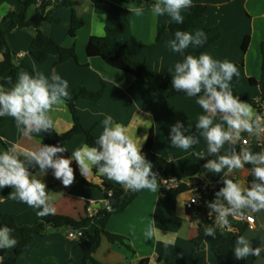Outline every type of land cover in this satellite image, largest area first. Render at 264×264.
<instances>
[{
  "label": "crops",
  "instance_id": "obj_1",
  "mask_svg": "<svg viewBox=\"0 0 264 264\" xmlns=\"http://www.w3.org/2000/svg\"><path fill=\"white\" fill-rule=\"evenodd\" d=\"M28 0H0L8 5L7 10L0 15L2 19L10 13H18L22 3ZM38 1V0H36ZM51 1L55 0H39ZM75 3V15L81 27L72 26V12L67 8H53L52 17L60 23H44L40 30L48 37L54 39L65 48H73L75 58L60 63L59 57L51 56L43 63H37L30 55V47L37 36L35 28L14 30L8 36L10 48L16 56L18 74L22 71L29 73L43 72L49 78L59 74L69 83V92L77 88H85L88 92L102 97L98 101L80 98L75 103V108L84 129L89 130L95 137H99L103 128L101 122L106 115H111L115 122L122 123L129 128L130 133L143 139L142 149L146 146L150 133H153L152 151L154 154L175 162L181 167H186V162L198 154L205 153L207 143L201 137L194 149L187 151L170 147L169 128L177 121L184 123L187 134H193L198 116L204 114L196 104L195 98L177 96L170 98L167 92H156L145 77L136 78L127 73L110 67L99 57H90L87 53L88 45L93 36L91 34L92 16L105 23L107 28H118L126 25V32L121 36L122 44L135 39L137 46H132L127 55L135 62L145 64L155 73L171 78L169 69H173L176 62L180 61L179 54H174L167 47L172 39L168 30L170 22L167 16L155 17L148 9L142 16H136L131 9L137 5H124L116 0H71ZM153 1V0H151ZM195 5H205L208 10L204 16V24L199 30H208L211 37H216V42L205 52L214 59H228L237 65L239 77H236V93L240 98H249L260 102L262 92L259 86H253L250 79L260 82L264 67V0H192V6L182 12L188 18L191 8ZM37 5L29 11L32 16ZM184 19V20H185ZM9 21L2 24V28H9ZM197 30V29H195ZM193 30V31H195ZM163 31L157 41L158 34ZM105 36V35H104ZM2 56L0 54V62ZM25 63L31 69H24ZM17 74V76H18ZM233 89V81L231 82ZM255 109V108H254ZM256 110V109H255ZM257 112V111H256ZM150 114V115H149ZM52 118L55 122L57 134L62 135L73 127L72 115L68 104L54 106ZM142 120H150L151 127ZM214 122H220L219 116ZM246 133H242V136ZM13 143L24 148L37 149L42 141L37 138L27 139L20 137L11 117L7 118L4 129L0 131V150L11 147ZM66 147L69 153L86 142L84 134L76 135L69 141L59 142ZM227 147V146H226ZM252 151H259L252 149ZM75 168V165L73 164ZM37 176L42 174L35 169ZM219 174L207 173L204 168L199 172L200 180H211ZM74 183L64 187L56 180L51 170L43 177L50 190V203L56 208L55 215L65 216L80 221L87 217L89 203H96L102 207L105 204V183L112 182L105 177L93 175L82 177L78 171L75 173ZM158 176V189L151 192L144 189L136 200L121 214L112 216L106 223V229L115 235H120L128 240L131 251L117 244H111L103 238L101 246L94 254V258L101 264H165L162 254L174 264L186 263L193 252V239L197 236L199 221L190 215L185 202L190 193L167 199L161 193L162 183ZM243 183H247L249 174L247 168L232 174ZM10 187L0 190V223L2 215L13 216L18 227H30L42 220L36 215V210L26 204L12 200ZM257 228L248 226L245 232L252 240L253 247L260 244L259 238H264V213L254 214ZM101 219L93 220L85 226L78 228L82 234H94L99 227ZM154 220L159 229L152 239L146 240L143 232L150 222ZM66 232L50 230L42 237L34 239L18 258L16 264H83L84 251L78 239H70ZM18 244L21 236L14 233ZM16 246V247H17ZM6 249L4 257H0V264L7 261L15 251ZM264 255V254H262ZM254 264H257L256 258ZM233 262L240 263L233 255ZM196 264H222L212 253L207 244L202 246Z\"/></svg>",
  "mask_w": 264,
  "mask_h": 264
},
{
  "label": "clouds",
  "instance_id": "obj_2",
  "mask_svg": "<svg viewBox=\"0 0 264 264\" xmlns=\"http://www.w3.org/2000/svg\"><path fill=\"white\" fill-rule=\"evenodd\" d=\"M191 6L192 0H153L148 10L155 17L167 16L170 22L179 25L185 19L182 12ZM7 8L6 3H0V9L6 11ZM131 11L142 16L145 8L140 4ZM91 20V34L106 35L105 23L96 15ZM173 37L167 47L172 53L179 54L181 60L175 63L174 71L169 69L172 88L187 97H194L204 114L198 116L193 134H187L184 123L177 121L169 128L168 139L170 147L185 151L194 149L201 137L207 143L206 154H198L199 158H209L203 164L206 174H219L223 184L214 193L215 198L206 202L210 210L208 216H214L215 220L213 225H205L204 235L215 238L216 225L221 229L230 228L229 217L235 220L244 219L247 215L252 219L251 214L264 213V147L255 152L243 146L237 150L242 133L256 140L264 136V116L233 94L231 82L234 77H239L237 65L228 59H214L207 52L198 55L186 52L189 48L204 47L207 43L204 31L176 30ZM0 80H3L0 82V119L11 117L19 136L29 140L34 135L54 130L53 107L71 100L69 83L59 74L49 78L40 71H22L14 82L11 78ZM217 116L220 122H214ZM142 121L151 127L150 120ZM101 126L103 131L94 145L84 143L68 156L64 155L69 153L67 148L60 143H42L35 150L24 148L22 151L18 143H13L11 147L0 150V190L10 187L14 190L10 198L36 210L38 217L56 213V208L50 203V190L43 182L48 170L64 187L74 183L77 171L80 176L88 177L95 170L96 175L121 185L127 191L147 189L156 192L158 176L142 152L143 139L130 133L124 124L115 122L111 115L104 117ZM243 142L247 144L248 140ZM246 165L250 166L247 168L252 177L250 181L245 184L237 178H230ZM37 167L42 178L36 174ZM158 231L153 220L143 236L146 240L152 239ZM253 239L247 232L236 236L232 247L234 257L244 261L255 257L257 264H264V238H259L260 244L255 248ZM17 243L14 228L0 223V250L14 249Z\"/></svg>",
  "mask_w": 264,
  "mask_h": 264
},
{
  "label": "trees",
  "instance_id": "obj_3",
  "mask_svg": "<svg viewBox=\"0 0 264 264\" xmlns=\"http://www.w3.org/2000/svg\"><path fill=\"white\" fill-rule=\"evenodd\" d=\"M124 5H137L143 4L145 9H149L151 0H116ZM37 5L36 0H28L22 3V7L18 13H10L2 19L0 24V54L2 56V61L0 62V78L8 79L11 78L14 82L18 74V64L16 61V56L10 48L8 42L9 34L14 30H22L35 28L38 33L33 40L30 47V55L32 58L40 64L45 63L49 57L57 56L59 57V62L64 63L75 58V51L73 48H65L59 44L54 39L45 35L40 28L44 23H60L58 20L53 19L52 12L53 8H67L72 12V26L75 29L81 27L78 23L75 15V3L71 0H55V3L51 1H42L41 5H37L36 12L30 16L29 11L34 6ZM208 8L205 5H195L191 8L190 14L187 19L184 20L183 24H175L174 22L168 26V30L171 32L172 37L176 30H195L199 29L204 24V16L207 13ZM9 21L10 25L7 30L2 28V24ZM126 25H122L118 28H107L103 37H92L87 53L90 57H99L104 62H106L110 67L119 70L121 72L127 73L136 78L145 77L154 91L156 92H167L170 98L177 96H185L182 93H178L173 90L171 85V79L168 76L155 73L147 68L145 64L133 61L128 55L127 51L132 46H137L135 39L130 40L128 43L122 44L120 41L121 36L126 32ZM207 34V43L203 48L186 50L189 54L198 55L200 52H205L210 48L217 40L216 37H211L208 30H204ZM163 31L158 34L157 41L160 40ZM174 38V37H173ZM181 58V57H180ZM21 66L24 69L30 70L31 68L22 63ZM3 82V80H0ZM250 83L253 86H259L262 92L260 102H256L249 98H241L242 101L250 103L253 108L256 109L257 113L264 109V67L263 76L260 82L255 81L253 78L250 79ZM233 94L238 96L236 93V77L233 78ZM71 100L67 101L68 109L72 115L73 127L71 130L65 134L59 135L55 130H50L49 133L41 134L40 136H33L34 138L40 139L43 144L55 145L61 141H69L74 136L84 134L86 136V142L89 145H94L95 141L98 139L95 137L91 131L86 130L81 125L80 119L78 117L75 103L78 99H88L92 101H98L102 94H94L88 92L85 88H77L70 93ZM8 118V117H7ZM7 118L0 119V131L4 129L6 125ZM246 135V134H245ZM243 135L242 138L245 136ZM240 143V142H239ZM239 143L237 145V150L239 148ZM153 145V133H150L148 142L142 152L146 155L148 161L153 164V171L160 176L161 180H171L177 179L190 180L199 178V172L203 168V164L206 163L205 159H200L199 156H194L192 159L186 162V167H181L173 161L158 156L152 151ZM250 166H247V168ZM95 172V170H94ZM77 179L81 180L79 177ZM252 177L249 175L248 181ZM105 192V198L109 201L111 210H101L96 217L89 218L86 217L80 221H76L72 218L57 215H48L42 217V220L30 227H18L15 218L13 216L2 215V222L7 223L10 227L14 228V233L21 236V241L16 247L13 255L2 264H16L18 258L24 253L25 249L30 245V243L38 238L46 235L50 230H60L62 228L67 229H78L85 226L87 223L101 219L99 227L94 234H82L78 238V243L82 250L84 251V261L83 264H101L94 258V254L101 246L103 238H106L111 244H117L122 247L127 248L131 251V247L128 244V240L120 235H115L110 233L106 229L107 221L115 215L123 213L144 190L139 192H131L125 190L121 185L115 182L105 183L103 186ZM113 191L112 197H109L108 192ZM191 188L186 184H182L177 188L167 190L164 187L161 188V193L165 195L167 199L175 198L179 195L190 193ZM214 193L204 197V202L212 201L214 199ZM193 215V212H190ZM202 214V213H201ZM205 225H210L203 215L200 216V221L197 226V236L193 239L192 243L194 245L193 252L189 260L184 264H196V259L202 246L207 244L212 253L222 262V264H254L255 260L253 257H249L246 261L240 263L233 262V251L232 247L235 244V237L244 234L248 226L245 223H230V228L218 229L216 228L215 238L206 237L204 235ZM6 254L5 250H0V257H4ZM162 260L165 264H174L168 260L162 254ZM141 264H148V261H144Z\"/></svg>",
  "mask_w": 264,
  "mask_h": 264
},
{
  "label": "built area",
  "instance_id": "obj_4",
  "mask_svg": "<svg viewBox=\"0 0 264 264\" xmlns=\"http://www.w3.org/2000/svg\"><path fill=\"white\" fill-rule=\"evenodd\" d=\"M42 1H37V5H41ZM262 116H264V109L260 112ZM248 140V143L245 144L243 141ZM250 147L252 149L260 150L261 147H264V136H262L259 140H256L254 137L249 138L248 134L241 139L239 143V147ZM239 150V149H238ZM247 168V165L245 166ZM230 178H236V176H231ZM221 176L218 175L217 177L211 179V180H198L196 178L190 179V180H177V179H171V180H162V187H164L167 190L174 189L179 187L182 184H186L191 188L190 191V197L186 200L185 205L188 211L193 212V216L195 218H199L201 215L204 216L205 220L210 223V226L214 224L215 217H209L208 212L210 211L206 207V201L204 202V197L211 195L218 191L221 187H223V184L220 182ZM109 197H112L113 191L108 192ZM193 199H195V203H193ZM101 210H111L110 203L108 200H105V204L102 207L97 206L96 203H89L87 208V217L93 218L96 217ZM202 213V214H201ZM252 215V219H248V216L246 215L244 219H235L233 220L231 217H229L230 223H245L247 226H249L252 229L257 228V222L254 214ZM200 220V219H199ZM198 220V221H199ZM216 228L221 229L218 225H216ZM225 229V228H223ZM82 233L79 231V229H73L71 228L68 237L70 239H78Z\"/></svg>",
  "mask_w": 264,
  "mask_h": 264
},
{
  "label": "rangeland",
  "instance_id": "obj_5",
  "mask_svg": "<svg viewBox=\"0 0 264 264\" xmlns=\"http://www.w3.org/2000/svg\"><path fill=\"white\" fill-rule=\"evenodd\" d=\"M199 219H200V217H199V218H196V219H194V220L196 221V220H199ZM199 221H200V220H199ZM67 230H68L67 228H62V229H61L62 232H66Z\"/></svg>",
  "mask_w": 264,
  "mask_h": 264
}]
</instances>
